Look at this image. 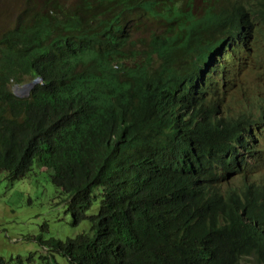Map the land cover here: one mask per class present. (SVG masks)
<instances>
[{"label":"trees","instance_id":"obj_1","mask_svg":"<svg viewBox=\"0 0 264 264\" xmlns=\"http://www.w3.org/2000/svg\"><path fill=\"white\" fill-rule=\"evenodd\" d=\"M33 164L90 226L38 237V264H264V0L26 4L0 35V172Z\"/></svg>","mask_w":264,"mask_h":264},{"label":"rangeland","instance_id":"obj_2","mask_svg":"<svg viewBox=\"0 0 264 264\" xmlns=\"http://www.w3.org/2000/svg\"><path fill=\"white\" fill-rule=\"evenodd\" d=\"M36 3L37 0H0V35L14 26L26 4ZM50 174L36 164L20 180H9L5 172H0V258L15 261L20 257L24 264H38V257L46 254L38 237L64 241L89 233L87 221L73 224L67 195L53 186ZM97 207L95 202L87 215L95 213ZM29 255L34 262L26 261ZM56 260L58 264H68L59 256Z\"/></svg>","mask_w":264,"mask_h":264},{"label":"water","instance_id":"obj_3","mask_svg":"<svg viewBox=\"0 0 264 264\" xmlns=\"http://www.w3.org/2000/svg\"><path fill=\"white\" fill-rule=\"evenodd\" d=\"M36 84H39V80L36 79L30 83H25V84H22V85H14L13 88L11 89L12 90V93L20 98V99H23V98H26L28 97L29 95V91L36 85ZM21 89V90H20ZM21 93V94H20Z\"/></svg>","mask_w":264,"mask_h":264},{"label":"bare ground","instance_id":"obj_4","mask_svg":"<svg viewBox=\"0 0 264 264\" xmlns=\"http://www.w3.org/2000/svg\"><path fill=\"white\" fill-rule=\"evenodd\" d=\"M109 12H110V11H109ZM107 15H109V14H107ZM110 16H111V15H110ZM108 17H109V16H108ZM146 24H147V23H146ZM127 41H128V40H127ZM132 44H133V43H132ZM134 45H135V44H134ZM134 45H132V47H133ZM134 47H135V46H134ZM142 49H143V48H142ZM144 49H145V47H144ZM136 50H137V49H136ZM146 52H147V50H146ZM149 52H150V50H149ZM164 52H165V50L163 51V53H164ZM165 53H167V52H165ZM145 54H146V53H145ZM142 56H143V55H142ZM148 56H149V55H148ZM162 56H163V55H162ZM144 57H145V56H144ZM155 57H156V56H155ZM162 58H166V57H162ZM162 58H161V60L163 61L164 59H162ZM146 59H147V58H146ZM159 61H160V60H159ZM159 61H158V62H159ZM165 62H167L166 59H165ZM165 62H164V63H165ZM160 63H161V62H160ZM166 65H168V64H166ZM170 66H171V65H170ZM20 90H21V89H20Z\"/></svg>","mask_w":264,"mask_h":264},{"label":"clouds","instance_id":"obj_5","mask_svg":"<svg viewBox=\"0 0 264 264\" xmlns=\"http://www.w3.org/2000/svg\"><path fill=\"white\" fill-rule=\"evenodd\" d=\"M36 80V79H35ZM39 80V79H38ZM39 82H40V80H39ZM30 83V82H29Z\"/></svg>","mask_w":264,"mask_h":264}]
</instances>
